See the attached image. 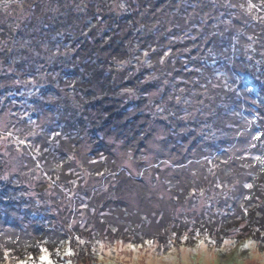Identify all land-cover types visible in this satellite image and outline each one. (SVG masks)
Wrapping results in <instances>:
<instances>
[{
  "label": "trees",
  "instance_id": "trees-1",
  "mask_svg": "<svg viewBox=\"0 0 264 264\" xmlns=\"http://www.w3.org/2000/svg\"><path fill=\"white\" fill-rule=\"evenodd\" d=\"M133 1L120 3L129 8ZM190 1L206 9L196 12L185 5L189 0H139V10L108 22L102 39L97 12L93 21L74 9L66 15L48 12L44 28L56 51L52 63L41 67L44 79L34 75L44 62L38 60L36 29L8 18L0 22V136L28 141L21 143L20 154L12 144L6 157L0 156V264L10 258L34 262L43 250L61 262L67 243L78 264H99L97 251L91 262H82L91 245L107 239L133 244L158 240L165 249L180 236L223 241L231 228L246 234L232 239L249 236L264 243V21L249 13L248 0ZM35 3L38 9L43 4ZM242 3L246 8L239 12ZM59 4L66 9L63 0ZM56 43L66 51L58 53ZM189 59L193 68L188 70L181 61ZM35 78L41 83L36 80L31 87ZM59 81L66 86L56 85ZM174 92H179L177 107ZM110 101L124 104L111 112ZM142 103L148 106L146 120L139 119ZM192 103L199 121L179 113L184 112L181 105ZM158 121L170 130L164 142L171 152H178L171 131L184 136L181 143L188 141L187 147L164 167L161 158L155 166L142 160L137 173H126L112 146L125 144L137 156ZM189 123L183 130L182 124ZM109 132L117 136L109 137ZM13 154L32 168L13 173ZM95 157L100 160L94 163ZM75 168L89 178L100 173L115 192L100 195L102 190L90 183L88 199L97 209L91 219L87 215L93 222L83 230L82 214L76 217L69 191L63 194L61 188ZM38 172L43 178L47 173L45 187L32 180ZM157 183L167 187L170 199L157 197ZM124 186L130 194L136 192L138 209L120 200ZM104 203L110 213H100L98 204ZM179 203L184 208H177ZM243 220L245 225L238 226ZM76 243L90 244L89 249L78 250Z\"/></svg>",
  "mask_w": 264,
  "mask_h": 264
},
{
  "label": "rangeland",
  "instance_id": "rangeland-1",
  "mask_svg": "<svg viewBox=\"0 0 264 264\" xmlns=\"http://www.w3.org/2000/svg\"><path fill=\"white\" fill-rule=\"evenodd\" d=\"M36 0H1L0 1V22L3 21L4 18H8L11 20V22L18 23L23 22L27 26L31 27L30 29L37 32V40L40 44V56H38V60L42 61L43 63L40 64V67L38 71L34 72V75L36 74L40 76V74L43 72L42 66H44L46 63L51 62L55 58L54 50L52 48V44L49 43V40L47 38V35L50 33L46 28V22L50 21L49 17H47L48 12L53 11V15L56 16L59 11H62L65 15L68 13L70 9H74L75 12H79L78 16L80 18H83L84 15L89 14L87 17L90 18V21L94 20V15L97 16L96 19H99V22L102 24V28L98 27L99 31V37L100 39L104 38L103 35L105 34L106 26L108 22L113 19V17L119 18L120 15H123L124 12L133 13V9L139 10V0H127V2L133 1L134 4H131L129 8L124 6L120 3L122 0H115L114 2H111V0H63L64 6H66V9H62L61 4H59V0H37L38 3L42 2L43 4L40 6V9H38V5L34 2ZM238 2V0H236ZM239 3V2H238ZM192 5L195 8L196 12H201L202 9H206L203 6H201L200 2L196 3L194 1H190L186 3L185 5ZM246 3H242L239 5V8H237V11L240 12V10L244 11V8H246ZM134 5V7H132ZM249 13H252L253 18H255L256 21H264V2L260 1L259 3L254 2L253 0H248V5L250 6ZM63 6V5H62ZM215 7H217L216 3L214 4ZM236 8V7H235ZM234 12V10H231ZM81 12L84 14L82 15ZM139 12V11H138ZM208 12V11H207ZM231 12V13H232ZM247 13V12H246ZM219 19L220 16H218ZM225 17V16H224ZM65 20H69V17H65ZM229 20V19H228ZM85 21V19H84ZM198 21H200L198 17ZM89 24V22H87ZM98 25V24H97ZM44 28L45 30H41ZM168 38L171 39L172 37L168 35ZM58 47V53L59 50L62 51L63 47L60 43L55 44ZM66 51V48H65ZM189 61H192V59H189L188 61L182 60L181 63L184 64V68L190 69L193 65L189 63ZM50 63V64H51ZM46 66V65H45ZM68 69V67H66ZM193 68V67H192ZM152 71V70H151ZM150 71V72H151ZM42 79H44V76H40ZM39 83H41V79H36ZM51 81V79L49 80ZM37 81L31 84V87H34L36 85ZM66 81H59L56 85L59 87L63 86ZM264 83V82H263ZM54 86V85H53ZM184 89V88H183ZM59 90V89H58ZM191 92L194 93L193 90ZM65 93V92H63ZM155 93H153L154 95ZM174 94V95H173ZM172 95V99L176 97H179V92H174ZM231 95V94H230ZM233 97V95H232ZM48 99V97H45ZM50 98V97H49ZM54 98V97H53ZM243 99H247L246 96L241 97L239 101L242 103ZM194 100V99H193ZM111 102V101H110ZM71 106L72 108H75V106L78 105V99L75 98V95L71 98ZM194 103V102H193ZM184 104L181 105V108L184 110L182 113L181 110H179V113L183 115L184 117H187L189 115H186L190 113L193 117L190 118V120L195 119V121L198 120V116H196V110L194 104ZM124 104V103H123ZM120 104V101H112L111 105H109V108L112 111L119 110V106L123 105ZM175 107H177V100L175 98L174 100ZM126 105L129 106V104L126 103ZM117 108V109H116ZM130 108V107H125ZM115 109V110H113ZM141 112L140 115H143L139 119L146 120L147 119V109L148 106L144 103L140 106ZM194 110V111H193ZM135 111V110H134ZM164 111V110H163ZM161 116V113H159ZM161 119V117H159ZM190 124V123H189ZM196 125V124H195ZM194 125V126H195ZM186 126H192L190 125H184L182 124L183 130H188ZM199 127H205V125H199ZM186 128V129H184ZM151 130H153L152 136H150L147 140V145L144 148L140 149V153L135 154L133 150L126 149V145H122L121 143H118V145L112 146V149L114 150L113 153L117 159V164H119L128 174H135L138 171V166L140 165V161L146 162V164L150 165L153 164L154 166L158 163L156 162V159L161 158L162 165L161 167H164L165 164L168 163V160L175 159L174 156L176 154H181L182 151H184L188 145V141L183 142V137L177 136L172 131V136H176V150L178 152H171V146L169 144H166L164 142L165 137H167L169 133V128L167 126L158 121L157 123L153 122V124L150 127ZM115 131V130H114ZM189 133V132H188ZM216 137H220L222 135L221 131L215 132ZM95 136V135H94ZM117 133H110L109 137H116ZM189 138L192 139V136L189 135ZM169 137V136H168ZM94 138V137H93ZM178 138V139H177ZM213 138L210 137V140ZM0 141H2V145H0V156L6 157V149H8L12 144H14V147L17 148L16 152H19L20 154V148L21 143L28 142L25 138H20L19 136H16L15 138H7V137H1ZM204 145V144H202ZM202 147V146H198ZM54 145H52L51 151L54 152ZM89 149V148H88ZM180 150V152H179ZM204 150V149H203ZM31 151V150H30ZM199 152H202L199 150ZM19 154H13L10 158L11 165H9V168L13 173H17L20 171H29L32 167H29L30 165H25L22 160L18 157ZM195 154V153H193ZM199 154H203L199 153ZM8 155V153H7ZM31 156V155H28ZM173 156V157H171ZM171 157V158H170ZM33 157H31L32 160ZM94 163L99 161L100 158L95 157ZM92 160V161H93ZM32 164V163H30ZM71 171V170H70ZM68 173V182H62L61 188L63 191V194L69 191L67 194L70 196V198L74 201L75 204V210L76 217H78L80 214H82L79 224L80 230L85 229L87 226L92 225L93 220H89L87 215H90V219L92 218V212H96L97 207L95 206V201L92 199H88L87 192L90 188V183L94 185L95 187H99L102 190L103 193L108 194L109 191H112V187L110 188V184L105 182L107 179L100 175V173H94L89 178L90 174L87 172L86 176L83 174L81 176V173H79L78 169H74V171H71ZM157 174H159L157 172ZM30 174H25V176H28ZM36 177L32 180H39L41 182L42 186H46L47 183V173H44V178L41 177V173L38 172V174H35ZM73 178L71 179V177ZM50 177V175H49ZM70 179V180H69ZM31 181V180H30ZM71 186V189L68 187ZM110 188V189H109ZM82 189V190H80ZM155 191L157 192L158 198H167L170 199V192L165 187L163 183H157L156 187H154ZM125 191L127 192L125 194ZM91 194L93 192V189L90 191ZM113 192V191H112ZM124 192V193H123ZM123 192L120 191L119 198L121 201H124V206L128 205L129 207H134L138 209L140 207L139 200L137 198L136 192L134 194L129 193V189L127 186H124ZM115 194V192H113ZM117 196V195H116ZM94 202L93 204L91 202ZM77 205V208H76ZM100 207H102L100 210L101 214H107L110 213L109 207H105V203ZM153 206L160 207V204L155 202L153 203ZM177 208L180 206L184 208V205L181 203L177 204ZM166 207H174L170 206V204H166ZM87 209V212L83 211ZM162 210V209H161ZM82 211V212H81ZM186 214V210H184ZM99 213V214H100ZM89 222V223H88ZM129 224L131 223L130 220L127 221ZM87 225V226H86ZM139 225V222L138 224ZM245 222L240 221L238 226H244ZM245 231H241V229H233L231 228L229 232L227 233L225 240L220 241L219 239H214L213 237H210L208 235H199L195 236L193 239L186 238V236H180V237H174L173 242L170 243L169 247L160 246L158 240H152L151 244L147 241H142V243L139 244H133V243H127L123 241H117V242H111L110 239L104 240V242H100L99 244L94 247H90V250L92 251L93 255H89L88 253L85 254L84 260L82 263H88L91 262V258H94V252L97 251L95 259L97 260V263L99 264H264V243L259 244L257 240L251 237H247L241 240H235L232 238H240L241 236H244ZM219 240V241H218ZM203 241V243H201ZM225 241H228V243H225ZM90 245V244H87ZM86 244L83 245L82 243H76L77 249L85 252L88 250V246ZM129 245H132L133 247H129ZM74 252L71 246L67 243L66 246L62 250V261L59 262L57 259H54L51 257L49 252L47 250H43L41 255L38 257V260L34 262H27L25 260H18L10 258L7 259L5 264H78L74 259ZM90 261H89V260ZM88 260V261H87ZM13 261V262H12ZM86 261V262H84ZM1 264H4L1 263Z\"/></svg>",
  "mask_w": 264,
  "mask_h": 264
},
{
  "label": "snow or ice",
  "instance_id": "snow-or-ice-1",
  "mask_svg": "<svg viewBox=\"0 0 264 264\" xmlns=\"http://www.w3.org/2000/svg\"><path fill=\"white\" fill-rule=\"evenodd\" d=\"M247 187H251V185H246ZM149 244H151V241L148 242ZM201 243H203V241H201ZM225 243H228V241H225ZM129 247H133L132 245H129Z\"/></svg>",
  "mask_w": 264,
  "mask_h": 264
}]
</instances>
